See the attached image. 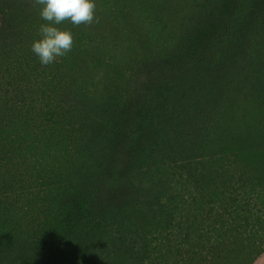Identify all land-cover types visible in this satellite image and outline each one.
I'll list each match as a JSON object with an SVG mask.
<instances>
[{
  "label": "rangeland",
  "instance_id": "rangeland-1",
  "mask_svg": "<svg viewBox=\"0 0 264 264\" xmlns=\"http://www.w3.org/2000/svg\"><path fill=\"white\" fill-rule=\"evenodd\" d=\"M100 1L96 0L95 19L91 24L74 26L66 21L60 25L71 30L74 38L72 50L57 58V63L63 58L69 62L63 65L65 71L61 72L52 64L41 65L31 51V43L38 38L39 27L44 23L35 0H2L0 3V87L22 96L27 103L34 100L33 105H37V99L45 96L50 107L62 113V106L80 103L76 101L74 86L94 91L105 88L117 91L119 85L116 81L99 75V70L107 66L106 60L109 59L103 52H110L116 43L120 45L115 52L133 65L131 74H126V81L130 84L126 94H120L121 101L116 102L124 108L109 115L106 111L93 113L91 120L78 108L75 121L85 130L78 133V151L72 161V187L66 194H60V203L68 210L59 222L53 224L59 232L53 234L41 226L34 234L45 237L35 244L31 241L22 244L29 240L32 227H38L45 220L42 212L46 211L48 204L33 199L34 196L29 195L33 193L31 190L25 192V199L17 196L20 184L14 182L31 173V159L23 160L18 154V158L16 155L13 161L5 163L7 153L5 149L0 151V159H4L0 171L6 176L9 188L16 193L9 194V201L0 206V242L4 246L2 250L0 248V264H81L72 256L78 255V233L84 231L85 237L97 239L102 256L98 259L99 264H133L125 246L120 245L124 240L121 238H135L143 248L147 243L142 236L156 242V252L154 258L144 253L141 264H176L179 257L174 250H178V246H183L184 253L189 251L188 241L189 244L200 241L201 248L207 246L209 237H205L206 233L209 235V227L219 214L215 208L210 210L206 197L201 199L199 192H206L208 188L233 191L236 187V197L244 193L248 200L251 197L250 210L264 221V203L256 197L264 189V184L259 187L257 181L259 177L261 181L264 179V134L261 137L258 134L247 136L259 120L262 124L258 126L264 130V0H173V9L164 14L172 21L170 29L173 32L181 29L189 33V27L194 23L189 15L194 11L201 13L205 21L217 23L211 26L196 23L197 31L200 30L198 34L204 41L197 52L186 53L180 47L178 51L181 53L165 64L160 61L159 64L152 63L155 58L148 56L159 51H155L159 49L155 48V37L159 32L155 34L149 13L152 12L154 19L163 0H148L147 8L138 0L142 13L135 12V7H125L122 28L102 12ZM241 30L247 33L249 53L241 57L237 68H231L227 58L231 47L228 44L239 39ZM81 31L96 37L94 42H85L83 46L92 53L90 57L78 52ZM105 37H109L106 45L101 44ZM95 44H100L101 48L94 49ZM131 53L135 55L132 57ZM142 55L148 56L149 60L134 62ZM82 58L87 62L78 70V59ZM109 64L113 65V62ZM26 65L30 67L29 74L24 71ZM206 71L216 73L218 78L230 79L222 85L224 96L219 103L214 100L215 92L207 90L208 84L200 77ZM56 73L58 77H54ZM110 75L113 76V72ZM70 79L76 82L72 83ZM5 108L0 105V112ZM222 111H225V119L221 123L235 119V124H239L227 127L230 135L222 133L212 142L210 150L203 140L199 141L200 135L206 134ZM36 112H23L17 120L25 123L28 117L29 121L36 119ZM161 116L166 119L161 138L163 159L156 160L157 165L151 169L139 170L136 162L141 151L130 133L141 129L143 136L151 134V125ZM254 117L255 123L252 122ZM150 138L154 140L155 136ZM139 182L152 194L145 200V205L139 204L143 213L136 211L138 202L134 187ZM20 187L23 192L27 189L26 185ZM175 207L179 212H175ZM171 209L177 221L180 216H187L186 225L200 226L204 236H194L190 229L174 230L170 224L167 227ZM143 216L155 227L133 232L134 228L107 229L105 226L108 219L118 224L123 218ZM95 219L99 221V228L94 237L92 226L88 225ZM68 220L74 222L69 228ZM259 223H250L246 231L248 235L249 229L256 226L254 231L258 232V238L247 237V252L251 249L260 253L256 254L252 264H264V253H261L264 241L259 238L262 232ZM58 224L64 227L59 230ZM94 262L93 259L87 264Z\"/></svg>",
  "mask_w": 264,
  "mask_h": 264
},
{
  "label": "trees",
  "instance_id": "trees-1",
  "mask_svg": "<svg viewBox=\"0 0 264 264\" xmlns=\"http://www.w3.org/2000/svg\"><path fill=\"white\" fill-rule=\"evenodd\" d=\"M163 1L164 3L159 6L157 13L154 14V19H152L151 16L152 12L149 13V16L151 17V25L154 27L155 34L156 31L159 32L158 37H155V41L157 43L155 48L158 47L159 49L155 51H160V49L162 51H158L156 53L153 52L148 56L150 59L155 58L152 63L158 62V64L159 61L162 64H165L171 62V60H174V58L178 56V52L181 53V51H178L180 47H183V50L186 53H196L199 49V45L204 42L201 38V35L198 34L200 30L197 31L196 23H202L203 26L206 23L209 26L215 25L217 23L207 20L205 21L202 18L201 13L194 11L191 15H189L193 18L191 20H194V23L189 27V33L184 32L181 29H177L176 32H173L170 29L173 26L172 21L164 15L166 13H170V10L173 9V0H169V4L168 0ZM148 2V0H140V4L144 5V7L146 6V8L149 6V4L146 5ZM0 3H2V0H0ZM99 4L103 10L102 12L107 14L109 19L111 18V20L115 21L116 25L119 27L125 21L123 18L126 12L125 7L128 9H133L135 7L137 10H134L135 12H143L142 6L138 3V0H101ZM144 12L146 11L144 10ZM217 16L215 17L217 18ZM123 25H125V23H123ZM158 27H160V29H158ZM79 34L78 52L80 55L82 54L88 57L92 56L90 50L83 48V46L85 42H94L96 37L85 31H81ZM104 39L105 41L101 42V44L106 45L107 40L109 41V37H105ZM112 40H114V37H112ZM247 44L248 36L243 30H241L238 40L228 44V46H231L227 52V58L230 62L231 68H237V66L241 63V57L249 53ZM119 45L120 44L116 43L114 49L110 50V52H103L104 55L109 59L106 60L107 66L102 71L99 70V75H103L106 78L110 77L113 81H116V83L119 85V89H117V91L115 90L114 92L106 88L102 91H94L89 88L87 89L86 87L74 86L77 96L76 101L78 100L80 103H78L76 106H62V113L52 109L49 105V100H46L44 95V97L37 99V105H33L34 100H30L29 103H27L25 99L22 98V96L13 95L8 89L0 87V105L3 104L6 107L0 112V151L5 149V152L7 153L8 157L6 158L5 163L13 161L14 157L17 155L18 158V154H20L22 156L21 159H31L32 164L31 173L25 174L23 178H21L22 182L19 180H16V182H10L18 183L23 186L26 185L27 189L24 192L20 185H18L20 191H17V196H20L22 199H25L27 195L25 192L30 193L31 190L33 193L28 194L33 195V199L48 204L46 211L42 212L43 216H45V220L41 221L40 225L35 227L36 229L32 227V232H30L31 235L29 234L30 238H28L29 240H26L22 244H27L29 241L34 242L35 244L40 238L45 237H37L34 234V231L41 229V226L43 230L51 231L53 234L59 232L56 230V226L54 227L53 224L55 222H59L60 218L64 216L68 210V207H66L65 204L60 203V194H66V192L70 190V187H72L71 183H73L72 176L74 163L72 161L75 160V156L78 151V133L81 132V130H85L84 128L82 129L81 123H77L75 121V119L78 117V108L84 112L89 120L92 119L93 113H104L106 111L107 115H109L113 111H120L122 108H124L122 105H118L116 102L121 101L120 94H126L128 86L130 85L126 81V74L127 72L131 74L133 65L130 60L125 61L121 59V56L115 52V49ZM93 47L96 50L101 48L100 44H95ZM132 55L135 54L131 53V56ZM148 56L142 55V57L136 58L134 62L141 61L142 59L147 62L149 60ZM86 62L87 61H85L83 58L78 59V70H81V67ZM110 62H113V65L109 64ZM66 63L69 62L63 58L61 62H55L52 65L55 67L56 71L61 72L64 70L63 65H66ZM94 65L95 64H92V66ZM29 68L30 67L27 66L24 71L28 73ZM70 71L75 72L72 69ZM112 72L113 76L110 75ZM55 75L56 76L54 77H58L59 74L56 73ZM196 77L197 79H200L198 76ZM200 77H203L204 81L208 84L209 88L207 90L215 92L214 100L219 103V101L224 96V89L222 85L228 82L230 79L218 78L216 73L210 74L207 71ZM70 80L72 83L75 81L74 79ZM195 83L198 85L197 82ZM25 108H27V110H25ZM34 110H37L36 119L33 118L29 121L28 117L25 123L17 120V116L19 114H23V112L31 114ZM22 116L23 115L19 117L21 118ZM224 119L225 111H222V113L217 116V122H214L210 128L207 129L206 134L201 133L200 135L199 141L203 140L210 150L213 147L211 146L213 145L212 142H214L218 136H220L222 133L230 135V131L227 130V127L239 124H235V119L230 123L227 121L221 123V121ZM35 120L37 121L35 122ZM165 121V116L159 117L157 121L151 125L152 133L147 134L146 136H143L144 132L141 129H137L136 132L130 133L133 135V139L136 144H139L141 151V156L139 157L140 159L136 162V165L140 166L139 170L144 168L151 169L157 165L155 164L157 162L156 160L163 159L161 156V138L166 129L164 124ZM252 122H256V117L253 118ZM30 124L33 125L30 126ZM260 124H262L261 120L257 122V125L253 126L251 129L253 131L248 132L247 136L250 137L252 135L258 134L259 137H261V135L264 134V130H262V126H258ZM152 135L155 136L154 140H151L152 138H150ZM18 150L19 152H17ZM213 157L214 155L211 157L212 160ZM217 161L219 164L222 163L220 160ZM2 162H4V159H0V165ZM257 181L259 187L264 184V179L261 181L260 177L257 178ZM138 186L134 187L138 202L137 208L136 206L135 208L136 211L143 213V208L139 204L141 203L145 205V200L152 196V194L149 192V189L144 188L140 182ZM255 187L256 186L253 188L255 189ZM237 191L238 190L236 187L233 191H222L221 187H215L214 189L208 188L206 192L203 191L202 193L198 191L201 199H204L205 197L207 198V202L210 205V210L215 208L218 210L219 214L217 215L216 213V219L209 227V235L206 233L205 237H209L207 239V246L201 248L199 247L200 241L195 243H193V241L190 244L188 241L189 251L192 253L189 251L184 253L181 249L183 246H178V250H174V252L177 253L176 255L179 257L176 264H252L254 257L260 253H256L251 249H249L247 252V237L253 235V238L255 236L258 238V232L254 231L256 226H252V228L249 229L248 235L246 234V231L248 230L247 228H249L250 223L259 221V225L262 228L259 238L264 241V221L262 220L263 217L260 218L261 216H256L255 212L250 210L249 201L251 197H249L248 200L244 193L238 198L236 197ZM11 193L16 195V193L13 192L11 188H9L6 176L0 171L1 207L3 203L9 201L8 195ZM256 197L264 203L263 188L257 193ZM194 200L197 204V200L195 198ZM172 209L169 213L170 216L169 220L167 221V227L170 224L174 230L178 228L190 229L194 236H204V234H201L202 229L200 226L186 225L188 218L187 216L185 218L184 215H182L180 216L181 218L179 217L180 221H177L178 218L172 214ZM177 211L179 212L177 207H175V212ZM186 211L187 210H184L183 212ZM246 213H249L250 216H244ZM98 222L99 221L95 219L88 225V227L92 226L91 231L93 232L92 235L94 237L96 235L94 233H96L99 228ZM66 223L68 224L67 228H69L74 222L72 220H68ZM105 226L107 229H112L113 227L123 229L134 228L133 232H139L140 230L144 231L145 229H151L155 227L152 223L148 222L144 216L141 218H123L118 224H114L113 220L108 219L105 221ZM62 227L64 226L58 224L57 228L60 230ZM163 227L167 229L165 226ZM160 228H158V230ZM84 232L78 233V255H73L72 258L78 259L81 264H87L93 259L96 260L94 264H99L101 261L98 259H100L102 256L100 255L101 252L99 251V247L97 248V239L93 240L92 236L85 237ZM44 233L45 232H43V235ZM139 235L141 236L142 234ZM121 239L124 240L121 241L120 245L125 246L127 255L131 257L134 262L133 264H141L144 253L154 258L153 255L156 252V242H153V240H146L145 237L142 236V240L146 241L147 244L145 247L140 248L135 238L122 237ZM156 240L157 239L154 237V241ZM3 247L4 246L0 242L1 250ZM92 247L96 248V250L93 251ZM257 248L261 249L260 245H257ZM5 249L9 251L8 247ZM204 250H206V254ZM261 253H264V249H261ZM152 264H154V262Z\"/></svg>",
  "mask_w": 264,
  "mask_h": 264
},
{
  "label": "clouds",
  "instance_id": "clouds-1",
  "mask_svg": "<svg viewBox=\"0 0 264 264\" xmlns=\"http://www.w3.org/2000/svg\"><path fill=\"white\" fill-rule=\"evenodd\" d=\"M44 23L31 43V51L39 63L48 66L72 50L71 30L60 27L66 21L74 26L91 24L95 19L96 0H35Z\"/></svg>",
  "mask_w": 264,
  "mask_h": 264
}]
</instances>
